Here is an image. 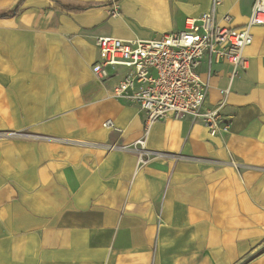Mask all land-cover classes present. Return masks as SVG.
Here are the masks:
<instances>
[{
	"label": "crops",
	"instance_id": "1",
	"mask_svg": "<svg viewBox=\"0 0 264 264\" xmlns=\"http://www.w3.org/2000/svg\"><path fill=\"white\" fill-rule=\"evenodd\" d=\"M77 1L114 4L0 0V264H264V26L233 79L213 65L204 106L228 128L160 119L142 162L144 112L111 94L125 69L93 72L96 39L157 38L211 0ZM253 2L216 20L241 28Z\"/></svg>",
	"mask_w": 264,
	"mask_h": 264
},
{
	"label": "built area",
	"instance_id": "2",
	"mask_svg": "<svg viewBox=\"0 0 264 264\" xmlns=\"http://www.w3.org/2000/svg\"><path fill=\"white\" fill-rule=\"evenodd\" d=\"M221 2L211 0L207 10L196 17H186L180 30L164 32L157 38L124 40L100 36L96 39L99 60L94 63L93 72L98 77L109 78L125 69L112 85L111 94L135 102L144 112V133L134 143V148L141 149L140 161L149 155L145 149L149 129L160 119L188 117L200 122L210 136L228 128L219 112L223 100L213 108L204 106L209 78L213 65L221 61L231 67V79L245 69L242 50L252 40V27L264 26V0H254L241 28L221 25L216 20V8ZM202 66L205 77L200 72ZM104 126H112L111 121H105Z\"/></svg>",
	"mask_w": 264,
	"mask_h": 264
},
{
	"label": "trees",
	"instance_id": "3",
	"mask_svg": "<svg viewBox=\"0 0 264 264\" xmlns=\"http://www.w3.org/2000/svg\"><path fill=\"white\" fill-rule=\"evenodd\" d=\"M54 2L55 6L64 12H79L92 7H99L110 5L113 6L114 2H95V1H77V0H51ZM18 13L17 9H14L11 14L16 15ZM0 16H8V14H0ZM264 248V246H263Z\"/></svg>",
	"mask_w": 264,
	"mask_h": 264
}]
</instances>
